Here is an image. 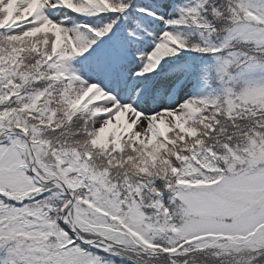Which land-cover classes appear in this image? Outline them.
I'll return each mask as SVG.
<instances>
[{
    "label": "snow or ice",
    "instance_id": "obj_1",
    "mask_svg": "<svg viewBox=\"0 0 264 264\" xmlns=\"http://www.w3.org/2000/svg\"><path fill=\"white\" fill-rule=\"evenodd\" d=\"M0 264H264V0H0Z\"/></svg>",
    "mask_w": 264,
    "mask_h": 264
}]
</instances>
